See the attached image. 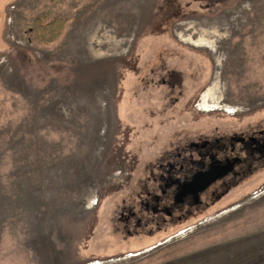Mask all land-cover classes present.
Here are the masks:
<instances>
[{"label": "rangeland", "instance_id": "obj_1", "mask_svg": "<svg viewBox=\"0 0 264 264\" xmlns=\"http://www.w3.org/2000/svg\"><path fill=\"white\" fill-rule=\"evenodd\" d=\"M259 129L264 0H0V264H264V163L182 221L141 204L175 146Z\"/></svg>", "mask_w": 264, "mask_h": 264}, {"label": "flooded vegetation", "instance_id": "obj_2", "mask_svg": "<svg viewBox=\"0 0 264 264\" xmlns=\"http://www.w3.org/2000/svg\"><path fill=\"white\" fill-rule=\"evenodd\" d=\"M262 163V129L185 141L160 158L157 173L150 172L147 181L154 185L145 188L141 204L144 210L153 213V221L158 218L164 224L182 221L223 197ZM208 172L215 175L211 182L203 185L196 181ZM137 221L140 223V219Z\"/></svg>", "mask_w": 264, "mask_h": 264}, {"label": "trees", "instance_id": "obj_3", "mask_svg": "<svg viewBox=\"0 0 264 264\" xmlns=\"http://www.w3.org/2000/svg\"><path fill=\"white\" fill-rule=\"evenodd\" d=\"M57 20L58 19H52L46 23L37 22L36 29L38 31V36L41 40L49 42L56 38L57 31L55 30V22Z\"/></svg>", "mask_w": 264, "mask_h": 264}, {"label": "water", "instance_id": "obj_4", "mask_svg": "<svg viewBox=\"0 0 264 264\" xmlns=\"http://www.w3.org/2000/svg\"><path fill=\"white\" fill-rule=\"evenodd\" d=\"M215 178V175L212 172H208L207 174H204L203 176H200L196 181L200 180L203 182V185L208 184Z\"/></svg>", "mask_w": 264, "mask_h": 264}]
</instances>
